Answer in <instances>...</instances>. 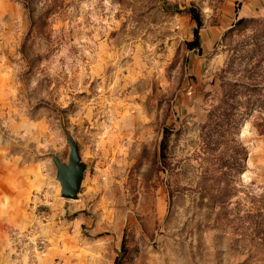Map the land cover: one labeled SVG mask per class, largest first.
<instances>
[{
    "label": "rangeland",
    "instance_id": "1",
    "mask_svg": "<svg viewBox=\"0 0 264 264\" xmlns=\"http://www.w3.org/2000/svg\"><path fill=\"white\" fill-rule=\"evenodd\" d=\"M255 43L264 0H0V264H264Z\"/></svg>",
    "mask_w": 264,
    "mask_h": 264
},
{
    "label": "water",
    "instance_id": "2",
    "mask_svg": "<svg viewBox=\"0 0 264 264\" xmlns=\"http://www.w3.org/2000/svg\"><path fill=\"white\" fill-rule=\"evenodd\" d=\"M64 137L69 149L67 161L62 162L55 155H50V158L56 166L60 197L64 200H76L85 168L80 162L77 143L65 128Z\"/></svg>",
    "mask_w": 264,
    "mask_h": 264
},
{
    "label": "trees",
    "instance_id": "3",
    "mask_svg": "<svg viewBox=\"0 0 264 264\" xmlns=\"http://www.w3.org/2000/svg\"><path fill=\"white\" fill-rule=\"evenodd\" d=\"M189 14L191 16V19L195 22V28L193 30V39L190 42L186 43V48L188 51H196L198 53L201 52V48H200V35H199V31L201 29L202 23H201V19L200 16L198 14V12L193 9L190 8L189 9ZM25 49V43L22 45L21 49H20V53H23L22 51ZM255 52H257V54L255 55V61L257 62V64L263 63L264 61V45H260V44H256L255 43ZM260 67V66H259ZM263 83H256L255 82V90H261L262 88H259V85L262 86ZM260 111H263L264 113V105L263 106H259ZM257 109V108H255ZM169 133L164 132L163 134V141L161 142V146H160V155L162 159L166 158V154H165V149H166V140L169 137ZM122 249H123V245H122Z\"/></svg>",
    "mask_w": 264,
    "mask_h": 264
}]
</instances>
